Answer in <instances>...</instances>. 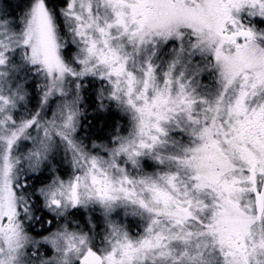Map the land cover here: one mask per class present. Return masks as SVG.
<instances>
[{"label": "snow or ice", "instance_id": "snow-or-ice-1", "mask_svg": "<svg viewBox=\"0 0 264 264\" xmlns=\"http://www.w3.org/2000/svg\"><path fill=\"white\" fill-rule=\"evenodd\" d=\"M0 264H264V0H0Z\"/></svg>", "mask_w": 264, "mask_h": 264}]
</instances>
